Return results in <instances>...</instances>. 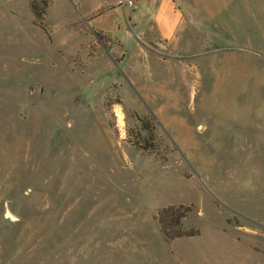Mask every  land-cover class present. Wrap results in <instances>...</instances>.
I'll return each instance as SVG.
<instances>
[{"label": "rangeland", "instance_id": "1", "mask_svg": "<svg viewBox=\"0 0 264 264\" xmlns=\"http://www.w3.org/2000/svg\"><path fill=\"white\" fill-rule=\"evenodd\" d=\"M166 1L183 23L168 54L201 72L174 127L131 86L96 96L87 31L110 42L86 0H50L42 26L29 0H0V264H264V0ZM104 2L121 31L139 12ZM147 115L144 152L130 140ZM172 206L193 207L184 226L198 236L166 241L155 215ZM146 235L148 261L115 250Z\"/></svg>", "mask_w": 264, "mask_h": 264}, {"label": "crops", "instance_id": "2", "mask_svg": "<svg viewBox=\"0 0 264 264\" xmlns=\"http://www.w3.org/2000/svg\"><path fill=\"white\" fill-rule=\"evenodd\" d=\"M104 1L86 0L90 5H87L85 14L92 21L96 36L104 35L110 42L108 48L100 42L104 47L102 48L96 37L87 31L89 39L82 53L85 54V60L81 69L83 75L96 74L95 78L100 82L96 96L108 98V92H112L122 98L124 88L131 86L147 100H163L162 103L158 102V108L154 112L158 120L172 127L186 124V119L181 115L180 102L186 92L194 96L196 84L201 82V72L197 70L196 64L172 58L168 54L169 51L177 50L179 26L183 24L174 5L166 0H136L140 6L139 12L133 16V22L128 21L130 27L121 31L117 27L118 22L115 19L111 21L112 15L103 14L105 9L112 12V5ZM134 28L140 30L142 45L134 43ZM117 57L120 58L119 61ZM106 134L111 136L110 131H106ZM191 145L195 146V143ZM123 239L124 242L129 241L131 246L122 245L121 239L115 241L120 243L115 250L136 254L138 260L148 261L156 252V238L153 236H131Z\"/></svg>", "mask_w": 264, "mask_h": 264}, {"label": "trees", "instance_id": "3", "mask_svg": "<svg viewBox=\"0 0 264 264\" xmlns=\"http://www.w3.org/2000/svg\"><path fill=\"white\" fill-rule=\"evenodd\" d=\"M50 6V0H29L30 11L35 18V22L42 26L44 16ZM140 124V132H138L132 145L141 151H154V140L157 137L156 120L153 115H147L142 118H137ZM145 138L142 140V134ZM193 207L172 206L160 209L155 215V221L160 227L167 242H173L176 239L184 237H195L200 234L198 228H187L184 226V221L192 213Z\"/></svg>", "mask_w": 264, "mask_h": 264}, {"label": "built area", "instance_id": "4", "mask_svg": "<svg viewBox=\"0 0 264 264\" xmlns=\"http://www.w3.org/2000/svg\"><path fill=\"white\" fill-rule=\"evenodd\" d=\"M124 6H128V7L132 8L133 10L139 9V5H138L137 1H135V0H125Z\"/></svg>", "mask_w": 264, "mask_h": 264}, {"label": "water", "instance_id": "5", "mask_svg": "<svg viewBox=\"0 0 264 264\" xmlns=\"http://www.w3.org/2000/svg\"><path fill=\"white\" fill-rule=\"evenodd\" d=\"M5 217L11 221L15 220V218L10 214L9 211H6Z\"/></svg>", "mask_w": 264, "mask_h": 264}, {"label": "bare ground", "instance_id": "6", "mask_svg": "<svg viewBox=\"0 0 264 264\" xmlns=\"http://www.w3.org/2000/svg\"><path fill=\"white\" fill-rule=\"evenodd\" d=\"M120 123L122 124V121L120 120Z\"/></svg>", "mask_w": 264, "mask_h": 264}]
</instances>
